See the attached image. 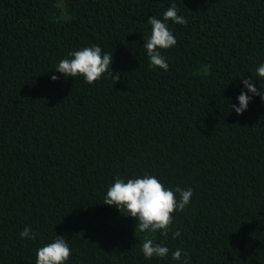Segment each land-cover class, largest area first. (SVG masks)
I'll return each instance as SVG.
<instances>
[{"label":"trees","instance_id":"obj_1","mask_svg":"<svg viewBox=\"0 0 264 264\" xmlns=\"http://www.w3.org/2000/svg\"><path fill=\"white\" fill-rule=\"evenodd\" d=\"M172 4L187 24L167 22L164 71L143 44ZM94 45L118 82L54 73ZM261 64L264 0H0V264H35L57 236L66 264H178L177 249L190 264H264V100L231 109L243 79L264 89ZM145 174L193 190L167 237L104 204L116 178ZM146 236L169 255L145 259Z\"/></svg>","mask_w":264,"mask_h":264},{"label":"clouds","instance_id":"obj_2","mask_svg":"<svg viewBox=\"0 0 264 264\" xmlns=\"http://www.w3.org/2000/svg\"><path fill=\"white\" fill-rule=\"evenodd\" d=\"M168 21L181 25L187 24V20L178 15L176 5L172 4L163 13V20L155 16L148 18L147 22L151 25V34L144 40L143 44L150 60V66L158 67L164 71L169 70V65L160 50L169 49L177 43L167 26ZM67 55L70 58L62 59L54 73L63 74L65 78L82 76L90 85L101 80L105 75L111 78L114 84L121 78L119 72L115 75L111 72L113 54L103 53L100 46L85 47ZM256 74L258 77L264 78V64L258 66ZM51 79L56 81L58 77L52 75ZM242 83L247 92L241 91L237 97L239 107L231 105V109L237 115H241L247 110L252 96L259 95L264 100V89L261 88V91H258L251 78L243 79ZM248 93H251L252 96H249ZM192 196L193 190L191 188L184 190L176 187L173 191L165 187L155 176L145 174L142 178H130L126 182L125 179L116 178L107 190L104 204L114 206L120 211L124 209L128 216L137 221L136 229L138 228L140 232H160L164 237H167L173 225L174 213L184 211L190 204ZM19 235L22 239L35 240L36 238V233L30 227H25ZM180 235V231L176 230L172 239H176ZM141 250L145 259L166 258L169 255L168 247L161 243H155L152 238L147 236L142 243ZM70 257L69 244L63 236H57L54 242L37 250L35 264H66ZM171 259L177 261L178 264H190V258L183 254L180 249L172 252Z\"/></svg>","mask_w":264,"mask_h":264}]
</instances>
